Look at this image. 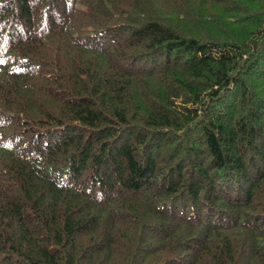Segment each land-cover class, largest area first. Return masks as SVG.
I'll use <instances>...</instances> for the list:
<instances>
[{
  "label": "trees",
  "instance_id": "obj_1",
  "mask_svg": "<svg viewBox=\"0 0 264 264\" xmlns=\"http://www.w3.org/2000/svg\"><path fill=\"white\" fill-rule=\"evenodd\" d=\"M0 264H264V0H0Z\"/></svg>",
  "mask_w": 264,
  "mask_h": 264
}]
</instances>
